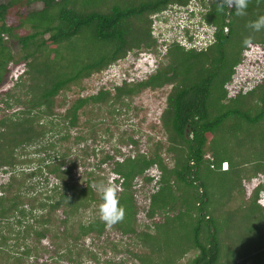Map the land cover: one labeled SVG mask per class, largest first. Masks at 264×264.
Returning <instances> with one entry per match:
<instances>
[{
	"label": "trees",
	"instance_id": "trees-1",
	"mask_svg": "<svg viewBox=\"0 0 264 264\" xmlns=\"http://www.w3.org/2000/svg\"><path fill=\"white\" fill-rule=\"evenodd\" d=\"M188 1L0 0V83L11 68L22 67L13 86L23 87L26 97L21 102L8 89L0 91V103L5 107L11 105L3 98L23 106L16 114L0 117V171L10 173L8 181L0 185V223L16 218L15 223L21 226L28 216L41 229L24 224L23 238L32 234L38 242L49 232L44 226L59 211L64 216V233L73 242L89 235L99 238L107 229L113 230L139 244L140 251L128 252L137 264H179L188 254L193 255L183 264H264V207L258 202L264 181L246 195V182L264 178V83L232 96L226 89L249 49H245L243 39L251 36L255 43L264 44V30L253 32L246 28L248 21L264 15V0L259 4L251 0L243 17L229 9L218 13L215 0H197L205 8L203 22L213 28V40L204 49H184L176 42L169 43L164 62L144 79H122L112 86L113 93L100 87L93 95L73 99L63 113L53 112L64 101L57 104V94L71 87L82 89L84 79L106 70L130 52H154L157 44L151 35L150 16L170 5L185 6ZM35 2L42 4L40 10H25ZM161 22L167 23L168 19ZM7 39L17 45L15 52H11L12 44ZM23 77L26 85L21 82ZM165 86L169 90L159 115L162 141H153L151 150L124 155L119 147L135 146L136 142L118 137L119 147L111 149V153L97 150L101 155L97 170L83 171L79 181L72 179L77 164L67 165L56 157L44 164L46 173L57 182L51 195L36 202L37 206L35 199L27 200L28 211L20 208L18 189L22 183L14 171L31 161L20 160L18 150L50 132L60 134L75 127L80 109L108 105L109 114L118 115L116 106L127 109L125 100L130 102L144 90ZM42 119L45 123H40ZM91 133L95 138L92 127ZM66 138L65 132L59 139ZM112 138L108 134V140ZM229 139L242 144L231 149L232 157L224 155L225 147L218 145ZM48 148H53L51 143L40 149ZM88 150H82L81 155L95 157L94 150ZM165 158L171 165L165 163ZM222 162L227 164L225 171L220 170ZM102 165L110 168V182L120 186L118 198L126 210L124 219L112 226L100 219L99 208L95 215L79 218L91 206L101 204L95 185L107 183ZM150 170L155 175H148ZM138 179L154 187L148 196L145 219L162 215L161 220L151 221L150 225L136 223L134 187ZM34 209L45 214L35 217ZM171 226L186 231L183 241L186 239L187 244H168L164 250L160 244L169 239L163 232ZM5 241L3 238L0 243V254L5 252ZM29 255L30 250L25 248L12 264H38L22 262ZM57 261L50 259L41 264H58Z\"/></svg>",
	"mask_w": 264,
	"mask_h": 264
},
{
	"label": "rangeland",
	"instance_id": "rangeland-1",
	"mask_svg": "<svg viewBox=\"0 0 264 264\" xmlns=\"http://www.w3.org/2000/svg\"><path fill=\"white\" fill-rule=\"evenodd\" d=\"M208 1V0H205ZM210 1V0H209ZM38 2L33 3L34 5ZM195 5L197 10L198 5L196 0H191L189 5L190 9ZM37 7V5H36ZM170 11L174 12L178 16L186 15L185 8L178 5H170ZM31 8L25 9L30 11ZM24 10V11H25ZM167 12V11H166ZM199 21L198 27L205 26V33L213 32V29L207 25H202L200 17H197ZM169 23H178L179 25H188L187 31L194 33L197 29L196 26L192 25L196 23L195 19L191 22L171 20ZM187 28V27H185ZM201 30V29H200ZM166 34H172L170 28L165 29ZM189 34V33H188ZM156 41V50L153 52L149 50H137L130 52L125 58L110 65L106 70L92 74L89 78L84 79L81 83L82 89L77 87H71L69 91L65 93H59L55 97V102L58 104L62 99L63 105L54 107V114L58 115L63 113L70 102L76 97H88L97 92L100 87L111 89L112 86L120 84L117 77H122L126 81H138L144 79L147 75L152 73L158 63L164 62L163 54L165 52L166 43H161L159 40ZM7 42H11V52L17 50V45L7 39ZM4 45H6L4 43ZM197 46H202L199 44ZM22 67L11 68L10 71L5 75L0 83V91H10V95H14L18 101H24L26 97L23 95L22 88L14 87L13 84L16 82L17 77L21 73ZM121 78V79H122ZM23 84H27V80L23 77ZM264 83V44L261 47H250L243 55L241 64L236 68L235 74L232 77L231 82L227 85L228 96H232L237 91H246L250 89L256 83ZM25 84V85H26ZM169 90V86H165L155 90H144L137 96L133 97L131 101L125 100L128 103L127 109L124 107L116 106L118 115L109 114L108 105L87 106L78 111V118L76 126L69 128L65 131L60 130V134L48 133L41 140L36 141L22 150H18V158L20 160L27 159L31 161L28 164L21 165L14 171V175L17 180H20L18 191L20 193L21 206L20 208L28 211L29 204L27 200H36L34 206H37L36 202H43L46 196L51 195V190L56 185V180L46 173L44 170V164L52 162L56 157H60L68 165V163H76V167L72 170L73 181H79L83 171H96L95 167L98 164V160L101 157L97 153V150L103 149L111 153V149L119 147L117 145V138L120 137L126 140L128 137L136 142L135 146L127 145L120 146V151L124 155H132V152L151 150L153 141L162 139V133L159 123V115L164 108V101L166 93ZM5 99L11 105L5 107L3 103H0V117L6 115L16 114L18 111L23 109L21 104L13 103V99ZM52 118V117H51ZM56 118V117H54ZM46 120H40V123H45ZM54 123H57L54 120ZM91 127L95 138L92 136ZM104 128H108V132H103ZM66 132L67 138L65 141L59 138ZM108 134H111L112 139L108 140ZM83 137V140L77 138ZM95 140L94 142L92 140ZM107 141V142H106ZM51 143L53 148H48L46 151H42L40 148ZM218 144V143H217ZM225 147V154L232 157V150L236 147L241 146L235 140H228L219 143V148ZM89 149L87 152L94 150L96 154L93 157L90 154L81 155V151ZM38 149V151H36ZM228 150V152L226 151ZM230 150V151H229ZM165 163L171 165L168 158H165ZM66 166V165H65ZM102 174L106 178L107 183L112 179V175L108 172L110 169L107 165H102ZM4 171V172H3ZM7 170L0 171V185H4L9 178L10 173H6ZM250 171V170H249ZM155 175L154 170H150L148 175ZM264 181L261 176L257 179H251L246 182V195L249 196L252 191V187L257 183ZM15 185V184H14ZM154 189L153 183L144 184L141 180L136 181L134 187V200L137 206V225L142 226L144 224L150 225L151 221L161 220L162 215L159 213L153 220H146L144 212L147 208L148 196ZM251 189V190H250ZM258 202L264 207V190L258 195ZM236 205V202L233 204ZM99 207L93 205L85 213L79 217L81 220L87 218L88 215H95V211ZM94 212V213H93ZM45 211H39L34 209L32 215L38 217V215H44ZM61 212L56 211L51 217V222L46 227L49 232L43 239L35 241V237L31 234L27 238L24 237V224L31 225L37 231L41 229L37 225H34L33 219L26 216L21 221V226L15 223L14 218L4 220L0 223V243L3 238L6 239L4 246H2L4 253L0 255V264H12L14 258L19 257V253L25 248L30 250L28 257L22 258L24 263H49L50 259H57L58 264H137L135 260L129 255L128 252L136 253L140 251L139 244H135L131 239L121 236L119 233L107 229L104 235L99 238H95L92 235L83 237L82 239L73 242L70 237H66L64 233V225L61 221L63 219ZM230 223V222H229ZM227 223V225H229ZM230 226L234 229V221L230 223ZM171 226L170 230H164V234L169 240H162L160 244L164 250L169 248V245L178 247L179 244H187L186 239L183 241L186 231L182 229L174 228ZM232 232V229L230 230ZM230 236L233 233H229ZM74 235V233H72ZM169 244V245H168ZM181 247H183L181 245ZM170 252H165L169 255ZM193 254H188L179 261V264H183Z\"/></svg>",
	"mask_w": 264,
	"mask_h": 264
},
{
	"label": "clouds",
	"instance_id": "clouds-1",
	"mask_svg": "<svg viewBox=\"0 0 264 264\" xmlns=\"http://www.w3.org/2000/svg\"><path fill=\"white\" fill-rule=\"evenodd\" d=\"M197 1V0H196ZM206 2L205 0H203ZM216 2V11L218 13H224L225 9L234 10L235 15L238 17H243L247 15V9L251 0H215ZM257 4L260 3V0H256ZM191 0L187 2L185 6H181L185 8L186 15L178 16L174 12L170 11L171 7H167L165 10L157 12L150 16L152 20L151 25V35L161 43H178L184 49H194L201 50L204 49L207 45H209L213 38V32L205 33V26L198 27L199 21L197 17H200L201 24L206 25L203 22L202 14L205 12V8L202 4L197 1L198 8L195 9V5L190 9L189 5ZM167 11V12H166ZM162 19H168L167 23H162ZM196 21L192 25L196 26L197 29L194 33L187 31L189 29L188 25H179L178 23H169L171 20H179L191 22L192 20ZM208 26V25H207ZM170 28L172 30L171 37L166 34L165 29ZM187 27V28H185ZM210 27V26H209ZM212 28V27H211ZM246 28L250 29L253 32H260L264 30V15L258 16L255 20H250L246 24ZM213 29V28H212ZM189 33V34H188ZM245 49L250 47H261V45L255 43L251 36H246L242 41ZM202 44V46H197ZM123 77V75H122ZM122 77H117L119 82L123 79ZM122 78V79H121ZM117 85V84H116ZM194 163V162H193ZM226 163V162H225ZM222 171V170H221ZM225 171V170H224ZM120 186L114 182L104 183L99 182L95 185L96 191L100 194L101 204L99 205V215L100 219L109 226L115 225L121 222L126 214L125 208L120 204L118 198V188Z\"/></svg>",
	"mask_w": 264,
	"mask_h": 264
},
{
	"label": "water",
	"instance_id": "water-1",
	"mask_svg": "<svg viewBox=\"0 0 264 264\" xmlns=\"http://www.w3.org/2000/svg\"><path fill=\"white\" fill-rule=\"evenodd\" d=\"M36 5H37V7H36ZM33 8V9H31L30 11H38V10H40L41 8H42V4L40 3V2H38L37 4H32V5H30V7L29 8Z\"/></svg>",
	"mask_w": 264,
	"mask_h": 264
},
{
	"label": "built area",
	"instance_id": "built-area-1",
	"mask_svg": "<svg viewBox=\"0 0 264 264\" xmlns=\"http://www.w3.org/2000/svg\"><path fill=\"white\" fill-rule=\"evenodd\" d=\"M226 169H227V164H226L225 162H222V163L220 164V170L224 171V170H226Z\"/></svg>",
	"mask_w": 264,
	"mask_h": 264
}]
</instances>
